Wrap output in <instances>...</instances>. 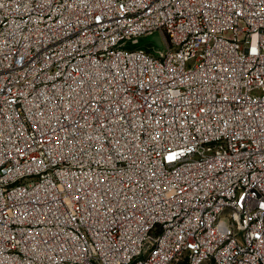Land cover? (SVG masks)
<instances>
[{"label":"built area","instance_id":"built-area-1","mask_svg":"<svg viewBox=\"0 0 264 264\" xmlns=\"http://www.w3.org/2000/svg\"><path fill=\"white\" fill-rule=\"evenodd\" d=\"M206 263L264 264V0H0V264Z\"/></svg>","mask_w":264,"mask_h":264},{"label":"rangeland","instance_id":"rangeland-1","mask_svg":"<svg viewBox=\"0 0 264 264\" xmlns=\"http://www.w3.org/2000/svg\"><path fill=\"white\" fill-rule=\"evenodd\" d=\"M164 38L165 37L160 32H154L153 34L139 38L135 45L132 44V48L142 47L151 48L156 51H163L166 47Z\"/></svg>","mask_w":264,"mask_h":264}]
</instances>
